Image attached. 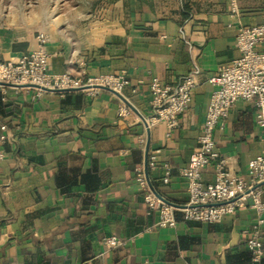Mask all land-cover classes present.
Instances as JSON below:
<instances>
[{
  "label": "crops",
  "instance_id": "1",
  "mask_svg": "<svg viewBox=\"0 0 264 264\" xmlns=\"http://www.w3.org/2000/svg\"><path fill=\"white\" fill-rule=\"evenodd\" d=\"M235 8L227 0H100L77 26L60 17L45 26L26 14L0 19V65L41 47L53 74L86 80L122 73L129 85L119 95L144 119L152 79L171 86L197 71L176 125L155 122L148 136L108 91L0 92V264H252L243 245L255 221L248 206L213 224L185 221L177 211L175 228H157L137 181L148 138L154 195L178 208L186 203L179 171L197 149L214 90L209 80L239 57L238 30L264 22V0H236ZM214 141L217 158L202 183L213 182L218 163L246 178L248 162L264 153L254 100L235 103ZM106 237L122 246L106 250Z\"/></svg>",
  "mask_w": 264,
  "mask_h": 264
},
{
  "label": "built area",
  "instance_id": "2",
  "mask_svg": "<svg viewBox=\"0 0 264 264\" xmlns=\"http://www.w3.org/2000/svg\"><path fill=\"white\" fill-rule=\"evenodd\" d=\"M227 1L231 12H235L236 0ZM38 39L43 42L41 36ZM263 45L264 22L256 27L239 29L235 37L239 57L209 80L214 90L210 95L200 135L197 138V149L191 154L187 165L179 171L187 185V201L182 207L178 208L158 199L150 190L143 170H137V181L144 192L147 210L157 216L155 223L157 228H175L177 211L182 214L185 221L213 224L248 206L255 214V221L247 232L244 247L251 253L254 261L263 256L264 203L261 197L264 192V153L248 162L246 178L226 173L223 164L218 163L213 182L205 185L202 183V172L217 158L214 132L236 102L254 100L255 124L264 134V50L257 49ZM48 59V54L40 47L16 63L0 65V83L12 86H0V92L4 94L9 89L16 94L18 91L33 90L38 97L46 92L44 90H58V94L79 90L96 95L101 91L100 88H108L121 94L129 85L122 73L86 80L65 73L53 74L48 69ZM196 73L195 70L180 77L171 86L163 85L155 78L151 80L149 84L151 116L145 119L148 126L158 121L165 122L168 128L176 125L177 118L190 102L191 93L195 88ZM118 114L124 117L129 114V109L122 105ZM1 131H5L4 126L1 127ZM5 141L6 137L1 135L0 143ZM167 171L168 169L166 174ZM102 244L106 250L122 246L116 237H106Z\"/></svg>",
  "mask_w": 264,
  "mask_h": 264
},
{
  "label": "rangeland",
  "instance_id": "3",
  "mask_svg": "<svg viewBox=\"0 0 264 264\" xmlns=\"http://www.w3.org/2000/svg\"><path fill=\"white\" fill-rule=\"evenodd\" d=\"M100 0H0V19L8 14L12 20L26 14L38 25L45 26L51 19L58 17L70 21L71 25L81 24L86 15L85 9H92ZM58 5V8H57ZM64 6V7H62ZM41 15V16H40ZM39 16L41 18H39ZM39 18V20H38Z\"/></svg>",
  "mask_w": 264,
  "mask_h": 264
},
{
  "label": "water",
  "instance_id": "4",
  "mask_svg": "<svg viewBox=\"0 0 264 264\" xmlns=\"http://www.w3.org/2000/svg\"><path fill=\"white\" fill-rule=\"evenodd\" d=\"M0 86H5V87H12V86H8V85H6V84H2V83H0ZM28 87H30V88H36L35 86H28ZM101 90H104V91H108V92H111V93H113L114 95H116L127 107H129L138 117H139V119H140V121H141V123H142V125L144 126V128H145V130H146V134H147V136H148V125H147V123H146V120L140 115V114H138L137 112H136V110H134L118 93H115L114 91H112V90H110V89H108V88H100ZM42 90H44V89H42ZM44 91H46V92H50V93H58L59 91L58 90H52V91H49V90H44ZM74 91H79V90H74ZM74 91H70V92H74ZM147 147H148V138H147V143H146V146H145V161H144V174H145V179H146V182H147V184H148V186H149V188H150V190L152 191V188H151V186H150V184H149V182H148V178H147ZM152 193H153V191H152ZM154 194V193H153ZM158 197V196H157ZM158 199H160V200H162L160 197H158ZM162 201H164V200H162ZM165 203H167V204H169V205H172V204H170V203H168V202H166V201H164ZM172 206H174V205H172Z\"/></svg>",
  "mask_w": 264,
  "mask_h": 264
},
{
  "label": "trees",
  "instance_id": "5",
  "mask_svg": "<svg viewBox=\"0 0 264 264\" xmlns=\"http://www.w3.org/2000/svg\"><path fill=\"white\" fill-rule=\"evenodd\" d=\"M1 98H2V96H1ZM243 245H244V243H243ZM263 249H264V245H263ZM244 250H245V252H244L245 258L248 259L249 261H251L252 264H264L263 256L258 261H254L251 253L248 250H246L245 247H244Z\"/></svg>",
  "mask_w": 264,
  "mask_h": 264
}]
</instances>
